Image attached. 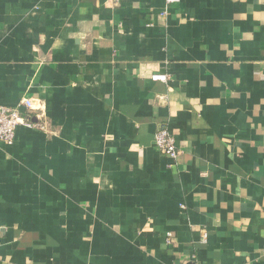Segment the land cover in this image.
<instances>
[{"label": "crops", "instance_id": "crops-1", "mask_svg": "<svg viewBox=\"0 0 264 264\" xmlns=\"http://www.w3.org/2000/svg\"><path fill=\"white\" fill-rule=\"evenodd\" d=\"M23 98L47 128L0 143V264H264V0H0Z\"/></svg>", "mask_w": 264, "mask_h": 264}, {"label": "built area", "instance_id": "built-area-1", "mask_svg": "<svg viewBox=\"0 0 264 264\" xmlns=\"http://www.w3.org/2000/svg\"><path fill=\"white\" fill-rule=\"evenodd\" d=\"M166 3H176L180 0H165ZM153 80L166 81L165 74H152ZM42 109L35 106L31 98H23L16 106L0 105V143L12 145L16 140L17 129L20 126L35 128L46 131V123L40 121ZM35 111V119H31L32 112ZM154 144L161 154L169 157L174 163L178 160L181 153L176 143L174 135L166 128L159 130L155 134ZM173 238V234H166V241L169 243Z\"/></svg>", "mask_w": 264, "mask_h": 264}]
</instances>
